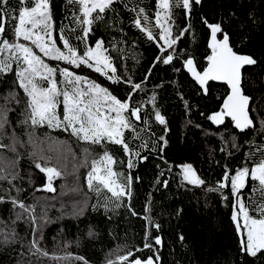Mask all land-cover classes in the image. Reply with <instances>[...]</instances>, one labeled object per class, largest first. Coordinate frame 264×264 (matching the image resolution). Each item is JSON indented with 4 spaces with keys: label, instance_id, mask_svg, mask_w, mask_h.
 Segmentation results:
<instances>
[{
    "label": "snow or ice",
    "instance_id": "6c2138e0",
    "mask_svg": "<svg viewBox=\"0 0 264 264\" xmlns=\"http://www.w3.org/2000/svg\"><path fill=\"white\" fill-rule=\"evenodd\" d=\"M121 4L134 13L132 25L143 39L157 49L139 82L127 69L121 74L112 55L124 51L117 44L125 40L109 42L111 48L102 37L90 43L96 27L108 24L109 13L120 15ZM202 4L203 0H155L153 17L146 7L139 4L129 7L125 0H67L65 19L69 23L62 21L57 26L51 0H17L15 4L12 0H0V92H6L0 95L3 101L0 150L6 153L0 162V205H10L9 218L4 221L7 231L0 243L19 246L17 264H44L43 258L55 264L70 259L73 264H90L83 256L73 257L66 246L62 249L64 256L54 252L50 255L43 242L45 229L53 222L48 215L50 207L55 206L51 203L53 198L39 199L33 195L28 203L27 197H23L25 175L32 186V173L24 165L28 170H38L45 178L42 188L35 191L56 193L55 182L69 174L66 163L69 155L73 161L77 160L70 147H62L63 142L54 138L53 133L57 132L103 149L97 158L89 147H84L83 160L74 164L75 169L86 168L91 159L84 179L88 193L96 200L95 204H89L85 194L78 201L77 218L91 208L93 212H102L103 218L111 222L113 215L123 208L144 222L140 244H117L106 255L105 264H160L162 225L153 215L154 192L169 189L166 177L173 167L179 169L176 173L180 177L179 188L188 192L200 189L205 204L214 195L227 209L237 236V264H264V46L258 51H244L241 46L246 45V40L242 38L237 44L225 30L223 20L210 22L202 17L208 33L203 56L206 63L201 64L179 43L192 29L194 7ZM176 9L183 10L189 21L183 27L176 22ZM230 17H235V13H230ZM247 18L251 25L264 24V19L257 21L255 12H249ZM158 65L168 66L177 76L190 77L196 97L210 98L211 82L221 84L224 94L217 98L220 100L217 107L197 110L205 122H210L208 128L191 119L196 105L191 103L178 79L169 78L167 83L161 80L153 85L146 100H135L136 95L148 93L146 85ZM82 66L111 85L120 86L123 95L115 94L116 89L110 90V86L89 75L78 74L76 70H82ZM253 73L260 77L258 87L250 86ZM169 85L183 107L185 126L200 129L206 138L218 137L220 151L228 157L247 145L240 167L233 169L224 163L220 178L209 183L192 163L170 164L168 156L177 149L169 136V119L158 102L159 90ZM212 126L215 129L209 130ZM110 146H119L121 152L109 151ZM153 162L157 169L151 181L154 191L147 193L142 212H137L132 199L134 185L142 181L138 170L141 165ZM75 181L77 186L72 191L80 192L78 176ZM246 190H250L247 198ZM256 192L262 199L253 197ZM183 211V208L175 210L177 216ZM21 223L25 226L24 235L17 231ZM87 235H95L91 225ZM179 240L183 243L185 236L181 234Z\"/></svg>",
    "mask_w": 264,
    "mask_h": 264
},
{
    "label": "trees",
    "instance_id": "16d2710c",
    "mask_svg": "<svg viewBox=\"0 0 264 264\" xmlns=\"http://www.w3.org/2000/svg\"><path fill=\"white\" fill-rule=\"evenodd\" d=\"M12 2L15 4L17 0H12ZM125 2L129 3V7L136 4L146 7L149 14L154 17L155 0H125ZM51 3L57 26L62 21L68 24L69 21L65 19L67 0H51ZM118 11L119 16L109 13V17L106 18L108 19L107 25L101 23L96 27L93 40L90 43L94 39L102 37L111 48L109 42L125 40V43L117 44V47L124 51L122 53L112 52V55L119 66V72L124 74L125 69H127L128 74L133 75V78L139 82L150 67L157 49L153 44L144 40L143 35L132 25L131 17L134 13H129L122 4L118 6ZM233 12L235 17H230V13ZM249 12H255L257 21L264 19V0H203L202 5L194 7L191 14L192 29L180 41L179 47L191 51L201 64L206 63L203 56L208 29L202 23V17H207L210 22L223 20L225 30L229 32L237 44L242 38L245 39L246 45L241 46L244 51H258L264 46V24L251 25L247 18ZM111 17H115V19H111ZM175 17L177 24L181 27L189 22L185 18L183 10L176 9ZM193 33H195V39H193ZM76 71L78 74L89 75L90 78L97 79V82L104 86H110V90L116 89L115 94L123 95V89L120 86L111 85L109 81L99 77V74L91 72L90 69L82 66V70ZM256 72H259V69ZM169 78L178 79L183 85V90L189 94L188 98L191 103L196 105L191 119L201 123L204 128H208L210 122H205L197 110L206 111L208 108L217 107L220 103L217 98L224 94V88L219 82H211L210 98L196 97L194 96L193 85L189 82L190 77H186V75L177 76L171 72L168 66L158 65L156 69H153V75L149 77V82L146 85V88L149 89L148 93L136 95L135 100H146L151 94L150 90L154 84L160 83L161 80L167 83ZM259 81L260 77L253 73L249 81L250 86L258 87ZM123 87H127V85ZM159 91L158 102L169 119L171 127L169 136L177 149L168 156L170 164L192 163L198 174L212 183L220 178L221 165L224 163L229 164L233 169L244 163L247 145L235 152L233 156H226V153L220 151L222 145L218 137L206 138L200 129L191 125L185 126L187 118L184 116L182 105L173 95L171 85ZM251 94L257 95L256 93ZM0 95H6V92H0ZM257 98L259 97L257 96ZM0 103L3 101L0 100ZM147 107L150 109L151 106L148 105ZM10 115L14 114L10 113ZM214 129L215 126H212L209 130ZM221 130L223 129L221 128ZM53 136L63 142L62 147L66 145L76 154V161H73L69 155L66 162L69 174L62 175L55 182L56 193H48L43 190L35 191V188H42L45 178L38 170H28L27 165L24 167L26 171L32 173V186L28 183L27 175L22 182V186L26 189L23 193V197H27L26 202L31 203L33 195L39 199L53 198L51 203L55 206L50 207L48 212L53 222L45 229L43 242L50 255L54 252L56 255L64 256L65 252L62 249L66 246L67 252L71 253L73 257L79 255L85 257L90 264H105L106 255L117 244L139 245L143 235L144 222L138 217L131 216L123 208L118 210V214L113 215L111 222H107L103 218L102 212H93L91 208H86L85 214L77 218L75 212L78 208V201H81L85 194L89 197V204H95L96 200L93 194L88 193L84 179L90 170L91 159L88 161L89 167L86 168L75 169L74 164L83 160L84 147H89L90 151L97 154V158L102 155L103 149L100 146L86 145L82 141L77 142L74 137L69 138L66 133L57 132L53 133ZM240 143L243 144V139L240 140ZM108 150L118 154L121 152L119 146H110ZM5 154L4 151L0 150V162H2ZM118 170L126 171V169ZM156 171L154 162L143 164L138 170L142 181L134 185L135 193L132 199V206L137 212H142L147 193L154 191L151 187V181ZM178 171V168L173 167L171 175L166 177L170 181L169 189L154 192L153 215L162 225L159 233L163 239V246L160 248V255L162 256L160 264H237V236L234 232V225L230 222L227 214V209L217 202L214 195H210L207 204H205V197L200 189L193 188L192 191L188 192L184 188H179L180 177L176 175ZM73 172H75V176L72 175ZM76 176L79 177L80 192L72 191L77 186ZM18 183L20 182L18 181ZM249 191H245L246 198ZM253 197L257 200L262 199L259 192L254 193ZM179 208H183L184 211L177 216L175 210ZM9 209L10 205H0V242L3 240L4 232L7 231L4 221L9 218ZM89 225L92 226L95 233L92 237L87 235ZM17 231L24 235L25 226L22 223L18 224ZM57 233L61 234L57 235ZM181 234L185 236L183 243L179 240ZM20 251L18 245L4 246L0 243V264H17ZM25 258H28L27 255ZM43 260L44 264H55L48 258H43ZM60 264H73V262L70 259L68 262H60ZM74 264H82V262H74Z\"/></svg>",
    "mask_w": 264,
    "mask_h": 264
},
{
    "label": "rangeland",
    "instance_id": "374dc122",
    "mask_svg": "<svg viewBox=\"0 0 264 264\" xmlns=\"http://www.w3.org/2000/svg\"><path fill=\"white\" fill-rule=\"evenodd\" d=\"M51 63H53V64H54L55 62H51ZM61 66H64V65H61Z\"/></svg>",
    "mask_w": 264,
    "mask_h": 264
}]
</instances>
